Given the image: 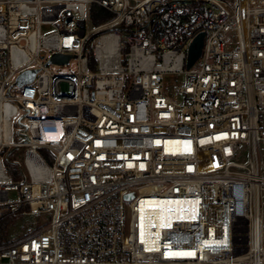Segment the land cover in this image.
I'll use <instances>...</instances> for the list:
<instances>
[{
    "label": "built area",
    "instance_id": "2783aa9c",
    "mask_svg": "<svg viewBox=\"0 0 264 264\" xmlns=\"http://www.w3.org/2000/svg\"><path fill=\"white\" fill-rule=\"evenodd\" d=\"M20 206L49 222L0 264H264V0H0V219Z\"/></svg>",
    "mask_w": 264,
    "mask_h": 264
},
{
    "label": "rangeland",
    "instance_id": "374dc122",
    "mask_svg": "<svg viewBox=\"0 0 264 264\" xmlns=\"http://www.w3.org/2000/svg\"><path fill=\"white\" fill-rule=\"evenodd\" d=\"M91 27H93L92 21ZM50 68L56 72L64 73V72H74L76 70V63L73 61L69 67H59V66H50ZM166 84L170 88L174 86H181L186 84V78L179 75H172L167 76L166 78ZM44 157L48 160L49 164H52L51 161L48 159L45 153H42ZM241 163H245L246 157L241 156V158L238 160ZM6 171L8 172V175L13 179V177H16L13 179L14 181L20 179L22 169L16 168L13 166L8 165L6 168ZM13 196H16V194H13ZM49 222V217L47 215L43 214H32L30 215L28 211H25L23 214L19 216L10 226L6 240L10 241L12 243L18 242L28 236L33 235L37 230H39L44 224Z\"/></svg>",
    "mask_w": 264,
    "mask_h": 264
},
{
    "label": "trees",
    "instance_id": "16d2710c",
    "mask_svg": "<svg viewBox=\"0 0 264 264\" xmlns=\"http://www.w3.org/2000/svg\"><path fill=\"white\" fill-rule=\"evenodd\" d=\"M114 17V15L106 10L105 8L97 5V4H92L90 8V18L95 27L111 20ZM90 61H91V68L95 70V64L94 58L91 55L90 56ZM16 177H13L15 179ZM27 206H20L18 207L15 211L9 212L5 214L1 219H0V247L8 246L12 244V242L6 240V236L8 233V230L11 226V224L19 218L21 214H23L25 211H28Z\"/></svg>",
    "mask_w": 264,
    "mask_h": 264
},
{
    "label": "water",
    "instance_id": "95a60500",
    "mask_svg": "<svg viewBox=\"0 0 264 264\" xmlns=\"http://www.w3.org/2000/svg\"><path fill=\"white\" fill-rule=\"evenodd\" d=\"M204 37H205V34L200 33L193 40L190 46V49H189V53H188V63H187L188 69H190L197 62V60L201 57L203 45H204ZM70 59H71V56H64V55L56 54L51 59L50 63L51 64H64V63H67ZM35 74H36V71L24 72L18 78V85L22 86L26 83L32 82L35 77Z\"/></svg>",
    "mask_w": 264,
    "mask_h": 264
},
{
    "label": "bare ground",
    "instance_id": "6f19581e",
    "mask_svg": "<svg viewBox=\"0 0 264 264\" xmlns=\"http://www.w3.org/2000/svg\"><path fill=\"white\" fill-rule=\"evenodd\" d=\"M156 203H159V202L156 201ZM168 205H171V204H169V203H166V204H165V203H164V204L162 205V204L160 203V204H159V207L161 206V207H160L161 209H165V208L168 207Z\"/></svg>",
    "mask_w": 264,
    "mask_h": 264
}]
</instances>
